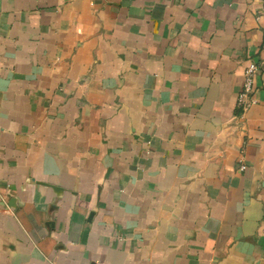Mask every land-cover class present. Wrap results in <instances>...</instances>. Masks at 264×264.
Instances as JSON below:
<instances>
[{
	"label": "crops",
	"instance_id": "0c3cea01",
	"mask_svg": "<svg viewBox=\"0 0 264 264\" xmlns=\"http://www.w3.org/2000/svg\"><path fill=\"white\" fill-rule=\"evenodd\" d=\"M0 264H264V0H0Z\"/></svg>",
	"mask_w": 264,
	"mask_h": 264
},
{
	"label": "built area",
	"instance_id": "2783aa9c",
	"mask_svg": "<svg viewBox=\"0 0 264 264\" xmlns=\"http://www.w3.org/2000/svg\"><path fill=\"white\" fill-rule=\"evenodd\" d=\"M258 72V65L254 61H249L245 71L242 87L237 95V105L242 111L246 110L249 105L255 103L256 99L253 97L254 91V77ZM243 168L244 165H241Z\"/></svg>",
	"mask_w": 264,
	"mask_h": 264
}]
</instances>
